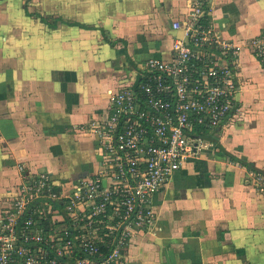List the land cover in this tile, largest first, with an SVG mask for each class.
I'll return each instance as SVG.
<instances>
[{
	"label": "crops",
	"instance_id": "1",
	"mask_svg": "<svg viewBox=\"0 0 264 264\" xmlns=\"http://www.w3.org/2000/svg\"><path fill=\"white\" fill-rule=\"evenodd\" d=\"M204 1L209 25L242 45L232 61L238 109L211 130L216 142L205 139L155 193L153 223L119 264H264V192L256 174L218 146L264 170V64L247 46L264 27V0ZM193 2L0 0V58L14 59L0 68L12 74L0 86V122L16 123L14 139L0 136V214L21 179L19 165L67 184L98 171V135L89 124L147 59L172 58L182 31L171 23H184ZM37 14L63 21L51 28ZM100 28L127 45H109Z\"/></svg>",
	"mask_w": 264,
	"mask_h": 264
},
{
	"label": "built area",
	"instance_id": "2",
	"mask_svg": "<svg viewBox=\"0 0 264 264\" xmlns=\"http://www.w3.org/2000/svg\"><path fill=\"white\" fill-rule=\"evenodd\" d=\"M204 14L205 1L194 0L184 23H171L182 31L172 58L147 59L89 124L101 151L94 175L67 184L18 166L21 179L0 214V264L122 262L132 238L154 221L155 193L201 151L203 133L238 109L232 61L242 45L203 22ZM247 46L264 64V27ZM257 181L264 192V177ZM52 202L61 209L45 225Z\"/></svg>",
	"mask_w": 264,
	"mask_h": 264
},
{
	"label": "trees",
	"instance_id": "3",
	"mask_svg": "<svg viewBox=\"0 0 264 264\" xmlns=\"http://www.w3.org/2000/svg\"><path fill=\"white\" fill-rule=\"evenodd\" d=\"M26 4V3H25ZM208 7L205 6V14L203 15V22L207 23L208 22ZM27 13H29V11H27ZM30 15L33 14V13H29ZM35 14V13H34ZM39 16V18L41 19V21L45 22L48 24V26H50L51 28H55L57 27V24L58 22H62L63 19L59 18V17H56L53 21H48L44 16H42L41 14H37ZM71 24L73 25H79L83 28H88V29H91V28H96L95 26H92V25H85V24H80V23H77V22H71ZM98 28V27H97ZM101 32H102V35L105 39V41L111 45V46H115L118 42H122L124 44V46L127 45V42L126 40L122 39V38H115V39H111L108 37V35L106 34L105 30L103 28H100ZM126 57H127V60L131 63V64H134L133 61L131 60V58L129 57L128 53L126 52ZM135 66V65H134ZM212 133H203V137H205L206 139H209L210 141L212 142H216V139L211 136ZM223 151L224 153H226L230 160L231 161H236L238 162L239 164L245 166L248 170L252 171L253 173L256 174V176H263L264 177V170L263 169H260L259 167H256L254 165V163L252 162H249V161H246L244 159H241L239 157H236L234 155H232L231 153H229L228 151H226L223 147H221V145H218ZM60 210L61 209V206L59 205H56L54 202H52V206H51V209H48V214H47V217L46 219H44V224L45 225H48V220L51 219V215H52V211L54 210Z\"/></svg>",
	"mask_w": 264,
	"mask_h": 264
},
{
	"label": "rangeland",
	"instance_id": "4",
	"mask_svg": "<svg viewBox=\"0 0 264 264\" xmlns=\"http://www.w3.org/2000/svg\"><path fill=\"white\" fill-rule=\"evenodd\" d=\"M54 18V17H53ZM76 48V47H75ZM75 48H73V50L72 51H74V49ZM9 60H11V62L13 63V61H14V59H7V58H0V68H2L3 66H5V65H11V64H7V62L9 61ZM7 76H11L12 77V74H9V75H7V74H4V72L2 71V72H0V86H1V83L2 82H5L6 80H5V78L7 77ZM10 77V78H11ZM9 78V79H10ZM12 81H14V80H12ZM5 92H4V90H1L0 89V94H3V95H5L4 94ZM10 99V98H9ZM5 100H6V98H5ZM10 102H12V101H10ZM14 117V116H13ZM13 117L11 118V119H13ZM8 119H9V117H7ZM3 130L4 131H7V133L9 132V139L10 138H12V139H14V133H15V130H16V123H15V121H6V122H0V136H1V133L3 132ZM207 133H212V134H214V132L213 131H211V130H207L206 131ZM6 133V132H5ZM204 139H206L205 137H203ZM0 143H2V142H0ZM4 146V145H3ZM44 171V170H43ZM258 184H260L259 182H258ZM258 187H260V185H258Z\"/></svg>",
	"mask_w": 264,
	"mask_h": 264
}]
</instances>
